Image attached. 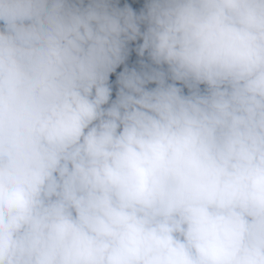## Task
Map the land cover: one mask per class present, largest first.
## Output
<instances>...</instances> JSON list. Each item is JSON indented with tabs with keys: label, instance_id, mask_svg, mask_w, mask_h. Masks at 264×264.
<instances>
[{
	"label": "clouds",
	"instance_id": "clouds-1",
	"mask_svg": "<svg viewBox=\"0 0 264 264\" xmlns=\"http://www.w3.org/2000/svg\"><path fill=\"white\" fill-rule=\"evenodd\" d=\"M0 264H264V0H0Z\"/></svg>",
	"mask_w": 264,
	"mask_h": 264
}]
</instances>
